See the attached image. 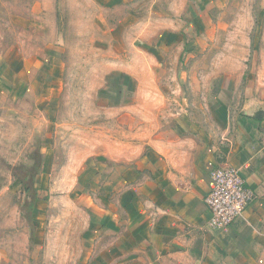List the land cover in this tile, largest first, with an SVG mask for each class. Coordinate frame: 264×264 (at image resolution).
<instances>
[{
  "label": "crops",
  "instance_id": "crops-1",
  "mask_svg": "<svg viewBox=\"0 0 264 264\" xmlns=\"http://www.w3.org/2000/svg\"><path fill=\"white\" fill-rule=\"evenodd\" d=\"M39 1H46L47 14L54 15L55 0ZM105 1L127 8L137 0ZM212 1L161 3L159 10L142 6L143 18L135 20L130 12L137 24L135 55L118 69L116 91L134 90L149 64L159 69L161 82H177L182 59L195 56L204 40L212 39L206 13ZM33 13L42 15L40 9ZM19 43L0 58V97L12 100L32 121L39 118L32 131L39 130L33 145L40 146V165L25 170L37 174L9 220L11 234L25 239L27 255L48 212L40 193L50 173V119L59 108L66 68L51 60V52L28 53L25 42ZM251 73L239 69L209 79L201 92L203 106L175 97L180 102L176 138L155 144L152 152L137 151L126 161L79 172L69 193L80 219L74 264H264V92L243 85ZM225 164L239 169L254 197L232 225L213 229L204 198L211 174ZM6 250L1 244V256L8 258Z\"/></svg>",
  "mask_w": 264,
  "mask_h": 264
},
{
  "label": "rangeland",
  "instance_id": "rangeland-1",
  "mask_svg": "<svg viewBox=\"0 0 264 264\" xmlns=\"http://www.w3.org/2000/svg\"><path fill=\"white\" fill-rule=\"evenodd\" d=\"M185 1L137 0L125 8L105 0H55L49 16L46 1L0 0V58L24 41L28 53L51 52V60L66 68L59 108L50 119V173L40 193L48 212L41 217L40 239L27 255L25 239L11 234L9 220L26 201L23 196L37 174L25 170L40 165V146L33 145L39 130L32 131L39 118L32 121L12 100L0 97V245L9 255L0 253V264H74L80 219L69 193L77 175L92 165L126 161L137 151L152 152L155 144L176 138L180 102L175 97L203 106L201 92L209 79L239 69L252 72L243 85L264 92V0H213L206 8L212 39L204 40L195 56L182 59L177 82H161L159 69L149 64L134 90L116 91L118 69L135 55L137 24L129 13L141 19L144 7L159 10L161 3ZM36 9L40 17H34Z\"/></svg>",
  "mask_w": 264,
  "mask_h": 264
},
{
  "label": "built area",
  "instance_id": "built-area-1",
  "mask_svg": "<svg viewBox=\"0 0 264 264\" xmlns=\"http://www.w3.org/2000/svg\"><path fill=\"white\" fill-rule=\"evenodd\" d=\"M253 191L233 165L219 166L211 174V188L204 198L213 229H226L232 225L253 199Z\"/></svg>",
  "mask_w": 264,
  "mask_h": 264
}]
</instances>
